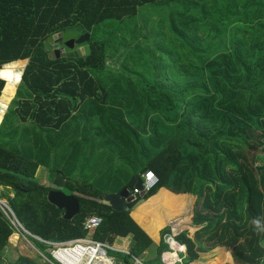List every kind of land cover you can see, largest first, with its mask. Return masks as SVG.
Instances as JSON below:
<instances>
[{
    "label": "trees",
    "instance_id": "1",
    "mask_svg": "<svg viewBox=\"0 0 264 264\" xmlns=\"http://www.w3.org/2000/svg\"><path fill=\"white\" fill-rule=\"evenodd\" d=\"M229 1L0 0V97L5 88L11 97L14 85L22 78L11 106L18 120L37 126L21 133L11 128L8 136L15 140L13 149L5 146L7 142L0 143V187L13 189L10 209L46 260L36 256L35 260L9 264H57L44 242L86 238L90 232L85 223L90 216L103 219L91 232L97 242L112 247L118 238L133 237L130 254L115 251L109 255L121 264H132L133 257L140 259L153 241L130 214L139 201H148L162 189L196 198L194 237L187 232L175 237L186 246L182 264H191L201 253L218 247L230 250L236 264L263 261L264 13L257 11V4L252 10L254 4L249 5V1ZM146 6H154L156 12L149 14L146 30L137 32L136 38L140 36L148 47H162V56H169V50L171 58L163 78L154 84H148L144 77L127 79L125 86L119 81L122 88H128L116 102L125 98L137 109L133 116L138 120L134 123L130 117L135 124L130 126L122 110L106 107L111 92L93 74L112 71L107 67L113 60L108 55L110 39L97 37L95 28L112 20L133 21ZM221 16L235 17L234 23L244 17V24L231 32L228 41L213 36L216 33L220 38L216 29L227 26ZM68 31L90 34L87 44L92 53L86 60L57 59L46 50L44 42L50 36ZM164 45H168L167 50ZM21 61H29L22 75L18 72L26 64H14ZM95 100L102 103L93 111L101 122V132L96 133L101 142L112 135L102 129L108 127L107 112L111 110L115 116L112 125L117 141L101 157L107 154L123 164L143 167L133 171L128 185L115 194L132 189L146 172L159 181L151 193L131 203L127 212H113L104 202L108 194L94 191L91 185L64 182L61 174L51 171L52 187L41 186L36 180L40 167H50L46 141L53 142L54 135L60 137L67 122ZM60 188L78 195L80 213L71 220H65L63 211L47 200L50 191ZM21 234L0 206V256ZM172 234L173 226L168 224L156 257L146 264H165V257L172 252L166 239ZM75 253L77 259L82 254L79 249ZM98 254L99 250L86 249L84 263H92L87 262L88 256L99 260Z\"/></svg>",
    "mask_w": 264,
    "mask_h": 264
},
{
    "label": "crops",
    "instance_id": "2",
    "mask_svg": "<svg viewBox=\"0 0 264 264\" xmlns=\"http://www.w3.org/2000/svg\"><path fill=\"white\" fill-rule=\"evenodd\" d=\"M24 62H26L25 67L18 72L21 75L23 74L24 70L26 69L29 63V61H24ZM19 63H23V62L21 61L14 64H19ZM9 66L10 65H8V67ZM107 68L109 69L111 68L112 71H107L106 73L99 74L100 78L95 77L101 83L102 86L105 84L106 86L105 89L108 93L111 92V98L106 102V107L110 108L111 110L120 109L124 113L126 112L131 113V115L129 116L125 114L126 122L129 124L131 123L130 117L133 120H136L133 116V113L137 109H135L133 105H129L126 102L125 98L122 99L119 98L118 101L116 102L117 98L120 95L124 97L126 89L128 88V87L122 88L119 81H122L121 82L122 85L125 86L126 84L124 82L127 79L137 81L140 80L142 76L140 74L133 72H122L119 69L115 70L113 69L111 64ZM18 87L19 85L14 86V94L11 97H7L8 95H6L5 93L7 89L5 88L4 92L0 97V127L2 126L4 117H6L7 108L13 102L11 100L8 103V101L12 97H15L17 95ZM89 102L92 101L89 100ZM99 105L100 106L102 105L101 100H98V103L95 100L93 103L87 104L86 107H84V111L86 110V113L83 111V108H82L83 113L80 112L76 113V118H71L67 122L66 126L64 127V129L66 130L62 132V135L60 137L54 135L55 138H53V142L50 139L46 141L47 150L50 152V156H51L50 159H48V162L50 163L49 165L50 167L39 168L36 177L38 176L45 177V181H42L40 185H45V187H47V184H52L49 181L50 174H52L51 171L55 174V171L51 169L52 165L61 168V173H56V174H63V178H65L64 182L70 180V181L78 182L81 185L83 184L89 185L93 183L92 180L90 182H88L87 180L82 181L83 178L86 179L89 178V176L93 172V169L91 167L85 168L82 165L81 152L83 151V146L85 145V143H88V145H90L91 148L89 149H92V151L96 149V145H99L101 143L102 139L98 138L96 134L97 132L94 131L95 125L86 127L90 123H96V124L101 123L100 121H97L98 119L96 118L95 113L93 112L98 110ZM111 110L107 112L110 115V120L108 121L110 128L113 127L112 124L115 125L114 123L115 120L113 119V117H115L113 115L114 112L112 113ZM137 120L134 123H136ZM19 121H20L19 125L16 127V129L19 128L20 133L24 131L25 128H30L31 126L32 127L35 126L32 122L29 121L28 122H22L21 120ZM132 125L135 124L132 123ZM85 129L88 130L92 138L89 137V134L87 131H85ZM30 138L33 140V136H31ZM16 140L18 141V137H16ZM61 145L62 148H60ZM103 159L111 162L114 159L116 160L117 158H111L107 155L104 158L101 157V160ZM115 162L116 163L121 162L123 164L124 161H120L119 159H117V161ZM86 166L88 165L86 164ZM142 168H143L142 166L139 167V170L142 171ZM132 176L133 173L130 176V179L132 178ZM78 178H80V180ZM122 188H124V185L120 186L117 189V192ZM56 190L60 191V189L59 190L56 189ZM75 196L78 195L76 194ZM195 202H196V198L192 196H185V195L177 196L165 189H162L155 197L149 199L146 202L142 201L132 209L130 216L140 226V228L149 235V237L153 241L152 247L146 252H144L143 256L140 257L139 259L140 261L146 264L143 260L148 261L156 257V254L153 255V257L152 255H149V251L151 249L156 250L157 246L160 245V242L162 240V233L169 224L173 226V234L171 236H168L166 242L169 243L171 240L173 241L172 245L169 244L172 252L165 257L164 263L182 264L183 259H185V256L187 255L186 246L184 245L182 246L179 242H176L175 237L179 236V234H181L182 232H187L190 235L189 236L190 238L194 237V234L197 231V228L194 226L192 220L193 207L195 205ZM118 241L123 242V244L118 247L115 246L112 247L118 249L117 252H123L120 251V249H125L126 251L124 252L130 253L129 251L133 246V237L128 236L127 238H118L115 243H117ZM261 245L264 249V240L262 241ZM115 260L118 262V264H121L120 261L117 259V257H115ZM191 264H236V263L233 254L230 250L224 247H218L217 249L211 252L201 253L199 259ZM260 264H264V259Z\"/></svg>",
    "mask_w": 264,
    "mask_h": 264
},
{
    "label": "rangeland",
    "instance_id": "3",
    "mask_svg": "<svg viewBox=\"0 0 264 264\" xmlns=\"http://www.w3.org/2000/svg\"><path fill=\"white\" fill-rule=\"evenodd\" d=\"M225 2L229 3V0H224ZM242 1H249L251 5L254 4L252 10L255 11L256 4L258 6V12L264 13V0H242ZM151 7V8H150ZM156 8L154 6H146L141 9L140 15L137 16L135 19L131 20H125L124 21H108L105 23L100 24L95 28V33L97 37H100L102 40L110 39L111 45L108 50V55L112 57L113 60H109L108 64L113 67L115 70H121L124 72H133L140 74L144 79H147L146 81L148 84H154L156 79H162L164 74L162 73L166 66L168 65V62L171 58L170 51L168 50V55L162 56V47L153 45L151 47H148L143 40H141V37L139 36L138 39L136 38V35L142 31L146 30L145 21L147 18L150 17V13L154 14L156 11ZM224 17L226 20L227 26L225 27H219L217 28V32H220L218 34H221L220 38L216 36V33L213 34L215 38L220 40H226L228 41V37L231 34V32L235 31V28H239L244 24V17L243 19H238L237 22L234 23L232 20L235 19V17H230L228 19V16H221L220 18ZM138 32V33H137ZM241 33H238L237 36H241ZM147 35H150V31L147 32ZM142 36V35H141ZM143 37V36H142ZM165 50L168 49V45H164ZM153 51V52H152ZM158 53V54H157ZM51 56H54V53L51 52ZM26 64V62H23ZM96 78H100V75L97 72L93 73ZM22 81H19V83H16V85H20ZM14 85V86H16ZM16 99L15 97H12L8 103L12 100ZM14 104V103H13ZM12 105V103H11ZM9 106L7 108L6 114H8V118L4 117L5 121L3 120L2 127L0 129V143L7 142L5 145L9 149L15 148L16 143L15 140L13 141V138H9V130L11 128H16L19 125V118L16 115V112L13 111V106ZM8 106V105H6ZM5 106V108H6ZM127 116L130 115L129 112L125 113ZM96 121V120H95ZM99 121V120H97ZM108 127L104 126L102 129L105 130L108 133H111L112 135H108L107 138H105V141H102L99 145H96V149L92 151L90 145L88 143H85L83 146V151L81 152V161L82 165L85 168L91 167L93 169V172L89 176L88 179L83 178L82 181H88L90 182L92 180V184H89L93 187L94 191H98L101 193L108 194V196L113 195L115 192H117V189L120 186L128 185V181L130 179V176L132 175L133 171L139 169L138 163H129L125 162V164H122L121 162H115L117 159L113 161L108 160H101V154H104V151L106 152L109 150V147H114V143L117 141V136L114 134L116 133L115 127L109 126L108 122L106 123ZM130 126H132V123H129ZM94 131L101 132V125L96 123H90L88 126H94ZM113 126V125H112ZM33 129L34 127L31 126ZM138 130V132H141L140 129L135 128ZM20 129L17 128L16 132L20 133ZM85 131L88 132L87 129ZM89 137H91V134L88 132ZM16 136V135H15ZM62 145L60 146V148ZM95 148V147H94ZM86 152V154H85ZM105 157L107 156L104 155ZM89 159V160H87ZM86 164L88 166H86ZM51 169L55 171V173H61V168L58 166H51ZM63 175V174H61ZM80 180V178H78ZM36 180L38 184L42 181H45V177L38 176L36 177ZM51 181V180H49ZM45 186V185H41ZM47 187H52V184H47ZM60 191H63L67 195H71L67 188H60ZM14 197V191L8 190L6 187H0V202L5 203L7 206L10 207L9 199ZM138 199H141L138 197ZM142 201H139L136 206L141 203ZM21 234V233H20ZM27 234H21V238L17 239L15 244L8 248V250L4 253L3 256H0V264H9V263H15L18 262L20 259H26V260H35L36 256L42 257L44 261L43 254L35 247V245L27 239ZM87 239H91L92 235L91 232L86 237ZM36 239V238H35ZM123 242L118 241L114 244L115 247L121 246ZM115 247H112V250H108L109 255H115V251H118ZM120 251H126L125 249H120ZM47 252L50 253V249H47ZM122 252V253H123ZM156 250L151 249L149 251V255H155ZM145 263L146 260H143Z\"/></svg>",
    "mask_w": 264,
    "mask_h": 264
},
{
    "label": "water",
    "instance_id": "4",
    "mask_svg": "<svg viewBox=\"0 0 264 264\" xmlns=\"http://www.w3.org/2000/svg\"><path fill=\"white\" fill-rule=\"evenodd\" d=\"M89 40V33L80 34L77 31H68L50 36L44 42V45L46 50L54 53L57 59L66 57L70 59L84 58L86 60L92 53L91 46L87 44ZM133 189L138 191L142 190L140 181L136 182ZM133 189H128L120 194L107 196L104 202L110 206L113 212H127L128 206L135 201L130 196ZM141 197H144V195ZM47 200L59 210L63 211V218L65 220H71L80 213V203L75 195H67L63 191H50L47 195ZM25 233L31 236L26 230Z\"/></svg>",
    "mask_w": 264,
    "mask_h": 264
},
{
    "label": "built area",
    "instance_id": "5",
    "mask_svg": "<svg viewBox=\"0 0 264 264\" xmlns=\"http://www.w3.org/2000/svg\"><path fill=\"white\" fill-rule=\"evenodd\" d=\"M140 184H141L142 190L138 191V190L133 189L132 193L130 194V196L133 197L135 201L138 197H141L142 195L145 196L148 193H151L158 186L159 181H158V178L153 173L146 172L141 176ZM0 206L5 212L10 223L18 230V232L19 233L23 232L24 234H27L25 233V228L20 224V222L18 221L17 217L15 216L14 212L10 209V207L7 206L3 202H0ZM102 222H103V219L100 216H90L86 220L85 230L89 232H93L100 227ZM37 240H40V239L37 238ZM44 243L49 245L51 257L57 264H68L72 260L75 261L76 257H72L71 253H75V250L77 248H82L84 246L89 249H93V248L101 249L105 253V256L109 257L110 264H118V262L115 260V257H111L108 254V250H112V247L109 245L97 242L95 240L82 238V239L62 242V243H52V242H44ZM169 244L172 245L173 241L171 240ZM124 253L130 254L128 252H124ZM132 264H144V263L140 261L139 259H136V257H133Z\"/></svg>",
    "mask_w": 264,
    "mask_h": 264
},
{
    "label": "bare ground",
    "instance_id": "6",
    "mask_svg": "<svg viewBox=\"0 0 264 264\" xmlns=\"http://www.w3.org/2000/svg\"><path fill=\"white\" fill-rule=\"evenodd\" d=\"M77 249H79L80 251H81V253L82 254H80L79 253V257H78V259H77V257H76V255L78 256V254H76V253H71V256L72 257H76V259H75V261L74 260H72V261H74V262H69L68 264H87V263H84V260H83V257L85 256L84 254H85V252H86V249H88V248H86L85 246L84 247H82V248H77ZM76 249V250H77ZM93 249H96V250H99L100 251V254H98L99 255V260H96V257L95 256H93V257H87V262H90V261H92V263H94V264H96V262L98 263V264H110V260H109V257L108 256H105V253L101 250V249H98V248H93ZM75 250V251H76ZM97 255V256H98ZM91 263V264H92ZM90 264V263H89Z\"/></svg>",
    "mask_w": 264,
    "mask_h": 264
}]
</instances>
